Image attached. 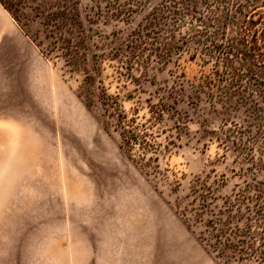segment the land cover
I'll list each match as a JSON object with an SVG mask.
<instances>
[{
	"label": "rangeland",
	"instance_id": "1",
	"mask_svg": "<svg viewBox=\"0 0 264 264\" xmlns=\"http://www.w3.org/2000/svg\"><path fill=\"white\" fill-rule=\"evenodd\" d=\"M68 1L73 65L28 7L0 4V264H262L264 124L243 93L183 28L178 51L127 69L151 12L206 0ZM208 1L234 22L264 11Z\"/></svg>",
	"mask_w": 264,
	"mask_h": 264
},
{
	"label": "trees",
	"instance_id": "2",
	"mask_svg": "<svg viewBox=\"0 0 264 264\" xmlns=\"http://www.w3.org/2000/svg\"><path fill=\"white\" fill-rule=\"evenodd\" d=\"M68 2L0 0L4 8L15 12L28 7L48 41L49 51L59 50L73 65L81 43L75 35L77 21ZM204 5L200 9L192 1L173 2L151 12L127 39V69L141 62L148 64L152 58L161 60L178 51L180 46L174 42V32L183 28L180 41L195 44V54L213 55L215 63L223 67L221 76L224 75L227 85L223 88L227 90L225 93L229 92L230 96L243 93L240 96L242 101L249 104L264 124V11H258V7L253 5L241 22H234L227 20V8L217 11L219 7L211 6L208 0ZM171 17H174L173 24L165 23ZM103 104L107 109L110 106L108 100L104 103L103 99ZM127 140L129 143L133 141L129 131ZM255 258L264 264V249L255 252Z\"/></svg>",
	"mask_w": 264,
	"mask_h": 264
},
{
	"label": "bare ground",
	"instance_id": "3",
	"mask_svg": "<svg viewBox=\"0 0 264 264\" xmlns=\"http://www.w3.org/2000/svg\"><path fill=\"white\" fill-rule=\"evenodd\" d=\"M3 23V24H2ZM10 26L6 25L5 22H3L2 13L0 11V32H8L10 30ZM11 31V30H10Z\"/></svg>",
	"mask_w": 264,
	"mask_h": 264
}]
</instances>
